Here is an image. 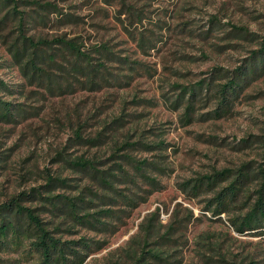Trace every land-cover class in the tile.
Listing matches in <instances>:
<instances>
[{
  "label": "rangeland",
  "instance_id": "rangeland-1",
  "mask_svg": "<svg viewBox=\"0 0 264 264\" xmlns=\"http://www.w3.org/2000/svg\"><path fill=\"white\" fill-rule=\"evenodd\" d=\"M15 1L19 12L35 19L25 26L28 36L79 38L88 49L108 45L114 54L128 56L135 70L131 73L128 66L113 61L107 63L110 73L121 83L130 81L129 85H105L92 91L68 78L76 84L74 92L51 94L39 84H26L12 64L10 46L19 33L18 20L10 16L0 22V78L23 91L5 99L26 111L17 123H0V203L44 186L50 176L69 179L71 186L58 188L57 194L75 197L90 184L69 168L68 161L83 155L110 166L115 154L130 152H119L127 143L156 146L163 142L162 151L131 150L139 160L165 158L161 167L166 172L158 174L161 191L147 195L138 190L146 200L122 222L113 221L115 230L93 231L67 223L57 236L64 241L85 240L92 251L84 264H135L144 249L161 252L165 248L173 253L171 263L180 259L181 264H249L252 260L264 264V237L240 235L231 226L229 218L240 212L212 219L204 210L210 195L202 193L191 200L181 189L185 181L234 169L255 157V147L243 148L240 143L261 133L264 72L250 81L231 112L220 118L213 116L217 108L213 87L226 83L262 48L264 0H112L111 5L104 0ZM37 2L54 4L63 15L81 17V21L60 23L65 17L51 14L45 25L37 18L42 11L32 4ZM7 11L2 10L0 21ZM141 39L155 40L156 48L146 54L140 48ZM202 80L213 81V90L200 93L193 121L186 124L185 107H173L179 94L173 87ZM78 130L84 142L76 138ZM98 138L101 142L96 146L86 142ZM189 210L194 219L188 223L183 220ZM151 219L156 228L147 234ZM168 231L170 240L156 245ZM19 259L21 264H39L35 258L23 260L0 252V264ZM144 263L162 264L149 255Z\"/></svg>",
  "mask_w": 264,
  "mask_h": 264
},
{
  "label": "trees",
  "instance_id": "trees-1",
  "mask_svg": "<svg viewBox=\"0 0 264 264\" xmlns=\"http://www.w3.org/2000/svg\"><path fill=\"white\" fill-rule=\"evenodd\" d=\"M104 1L111 5L112 0ZM32 4L42 11V15L38 14L37 18H41V22L45 25L50 22L51 14H60L62 18L64 16L65 19H59L60 23L65 20L68 23L79 24L81 21V17L63 15L54 4L42 5L38 2ZM12 5L13 8L10 10ZM18 7L19 3L15 0H0V13L4 9L8 10L0 22H6L10 16L18 20L19 33L10 46V55L12 64L18 69L26 84H39L41 87H46L51 94H57L58 91L61 96L74 92L76 84L92 91L100 90L105 85L130 84V81L121 83L119 77L110 73L107 64L116 61L128 66V70L133 73L135 67L129 66L133 63L128 56L114 54L108 45L85 48L79 38L61 36L49 40L28 36L25 26L28 25V20L35 21V19L32 15L19 12ZM156 46L155 40L147 43L142 39L140 41V48L146 54ZM262 72H264V43L259 51L254 52V57L248 65L235 70L226 83L213 87L215 91L213 96L217 100V108L213 116L220 118L230 113L234 100L250 81ZM68 78H73L77 83L69 81ZM131 79L133 78L130 77L129 80ZM212 82L206 84V80H202L191 86L173 87L179 91L173 107L174 109L185 107L186 124L193 121L200 93L205 89L213 90ZM15 92L23 94L22 90H16L0 78V123H17L18 119L26 114L21 104L5 99L14 97ZM76 138L78 141H85L81 130L76 132ZM86 142L96 146L101 141L98 138ZM240 144L243 148H256L253 160L242 162L234 169L199 175L182 183L181 189L189 194L191 200L199 198L202 193L210 195L204 210L211 213L212 219L221 220L222 216L230 215L231 212H240L241 214L229 218L234 231L240 235L264 237V122L259 135H249ZM138 147L146 151H162L165 146L163 142H159L156 146L142 142L127 143L119 152L125 149H129L130 152L115 154L109 159L114 161L110 166L83 155L68 161L69 168L90 184L78 191L75 197L57 194L58 188L71 186L67 183L69 179L50 176L44 186L34 188L29 193H20L0 203V252L16 254L23 260L35 258L39 264H84L92 249L85 240L64 241L62 237L57 236L64 232V224L71 223L74 227H85L93 231L108 232L111 227L115 230L113 221L122 222L140 201L146 200L138 190L149 195L163 189L158 174L164 175L166 172L161 167L165 158L159 156V160L154 162L148 159L139 160L131 154V150ZM144 187H149L150 190L145 191ZM29 200L34 204L26 205ZM118 206L124 209L116 211L114 208ZM47 216L52 220L47 221L45 219ZM193 219V211L189 210L183 221L189 223ZM173 227H170V231ZM153 228L156 227L151 219L146 229L147 234H150ZM170 231L161 236L160 241L155 244L159 245L170 240L168 239L171 235ZM146 255L162 264L182 262L178 259L171 263L173 253L168 254V249L165 248L161 252H148L144 249L135 264H146L144 263ZM8 262L22 263L20 259ZM249 264H261V262L252 260Z\"/></svg>",
  "mask_w": 264,
  "mask_h": 264
}]
</instances>
